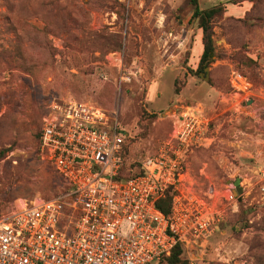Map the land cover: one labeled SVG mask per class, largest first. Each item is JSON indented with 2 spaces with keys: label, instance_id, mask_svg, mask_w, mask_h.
Listing matches in <instances>:
<instances>
[{
  "label": "rangeland",
  "instance_id": "obj_1",
  "mask_svg": "<svg viewBox=\"0 0 264 264\" xmlns=\"http://www.w3.org/2000/svg\"><path fill=\"white\" fill-rule=\"evenodd\" d=\"M196 1L223 8L209 64L191 0H0V215L62 188L36 149L52 102L116 114L127 166L158 154L172 111L197 106L206 129L181 147L197 192L242 191L204 249L181 246L180 264H264V0ZM232 72L247 90L232 89Z\"/></svg>",
  "mask_w": 264,
  "mask_h": 264
},
{
  "label": "built area",
  "instance_id": "obj_2",
  "mask_svg": "<svg viewBox=\"0 0 264 264\" xmlns=\"http://www.w3.org/2000/svg\"><path fill=\"white\" fill-rule=\"evenodd\" d=\"M230 84L237 92L249 88L237 72ZM169 118L170 139L142 159V174L117 180L125 135L116 114L87 102H52L36 149L62 188L0 215V264H158L178 244L204 249L222 219V202L235 204V192H197L187 171L181 147L201 140L207 126L199 107ZM166 194L167 216L156 207Z\"/></svg>",
  "mask_w": 264,
  "mask_h": 264
},
{
  "label": "trees",
  "instance_id": "obj_3",
  "mask_svg": "<svg viewBox=\"0 0 264 264\" xmlns=\"http://www.w3.org/2000/svg\"><path fill=\"white\" fill-rule=\"evenodd\" d=\"M191 4L194 7L192 19L197 21V25L199 29L202 32V45L203 50L202 54L200 56V64H209L211 61L209 58V54L213 52V42H212V22L213 19L223 13V8L221 6H215L208 9L200 10L197 6L196 0H191ZM241 75V74H240ZM243 76V75H241ZM245 80L248 82L247 78L243 76ZM38 139V137H37ZM127 145L124 142L123 144V151H122V163L119 170V175L117 177V180H127L129 178L135 177L137 175L142 174V169L140 166L139 161L134 164L126 165L127 164ZM3 152H0V158L2 156ZM132 168H137V171L135 173H131ZM2 198L0 196V203H2ZM1 207V204H0ZM156 207L161 211L165 216H167L170 213V207H171V197L166 194L165 197L160 198L156 201ZM181 245H176L175 248L171 251L170 255L167 257H163L160 262H164L166 264H180L181 263ZM158 263V264H159Z\"/></svg>",
  "mask_w": 264,
  "mask_h": 264
},
{
  "label": "water",
  "instance_id": "obj_4",
  "mask_svg": "<svg viewBox=\"0 0 264 264\" xmlns=\"http://www.w3.org/2000/svg\"><path fill=\"white\" fill-rule=\"evenodd\" d=\"M241 191H242L241 188L239 186H236L235 195L237 196V195L241 194Z\"/></svg>",
  "mask_w": 264,
  "mask_h": 264
}]
</instances>
